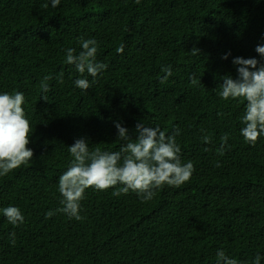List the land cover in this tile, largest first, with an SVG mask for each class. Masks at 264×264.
<instances>
[{
    "label": "trees",
    "instance_id": "trees-1",
    "mask_svg": "<svg viewBox=\"0 0 264 264\" xmlns=\"http://www.w3.org/2000/svg\"><path fill=\"white\" fill-rule=\"evenodd\" d=\"M81 37L97 41L96 60L108 65L87 91L65 63L66 49L82 50ZM257 45L264 0H61L56 8L51 0H0V93L24 94L34 152L0 177V209L18 207L25 218L14 227L0 212V264H216L218 249L238 264L257 254L264 264V135L245 143L246 102L218 95L225 76L238 78L235 57L264 64ZM115 122L132 140L138 123L169 135L179 129L191 179L148 202L89 188L81 220L56 212L68 146L83 138L90 150H119L127 141H118Z\"/></svg>",
    "mask_w": 264,
    "mask_h": 264
},
{
    "label": "clouds",
    "instance_id": "clouds-1",
    "mask_svg": "<svg viewBox=\"0 0 264 264\" xmlns=\"http://www.w3.org/2000/svg\"><path fill=\"white\" fill-rule=\"evenodd\" d=\"M60 2L61 0H51V6L56 8ZM139 2L140 0H136V3ZM43 7L47 8L48 4L45 3ZM80 45L82 50L78 54L74 48L66 49L65 63L74 66L81 77L75 80V86L87 91L108 65L97 62L98 44L95 39L81 37ZM255 51L264 58V45H257ZM117 52L123 53V45ZM191 53L197 55L199 49L194 47ZM229 54L222 58L227 59ZM232 62L238 66V78L225 76L218 95L224 101L242 99L246 102L245 112L241 117L244 126L240 134L245 143L254 146L264 135V64H260L255 58L243 57H235ZM163 71L167 75L161 78L162 84L172 74L170 67ZM85 73L93 78L91 82L84 78ZM62 76L61 72V82ZM192 82H196L195 78ZM41 88L45 94L49 91L47 84H42ZM41 98L47 101L46 95ZM24 103L22 92L0 93V177L28 165L34 156L33 150L28 147L31 126L22 107ZM115 127L118 141H127L117 151H102L99 147L90 150L88 142L83 138L68 146L72 159L68 169L58 178L62 207L56 212L81 220V201L85 199V192L89 188L98 191L116 188L114 196L131 191L137 193L142 202H148L154 198L156 190L164 186L178 188L191 179L195 168L191 161L183 163L181 160V147L176 141L179 129L169 135L159 126L146 127L143 123H138L136 131L139 135L132 140L127 128L121 123L115 122ZM227 140L228 135L224 134L217 149L219 155H224ZM203 141L211 143V137L204 135ZM0 212L14 227L24 223V215L18 207L8 206L0 209ZM54 214L50 210L46 213V218ZM9 239L14 245L15 232L10 233ZM260 262L261 256L257 254L252 264ZM216 264H238V261L228 256L224 250L218 249Z\"/></svg>",
    "mask_w": 264,
    "mask_h": 264
}]
</instances>
